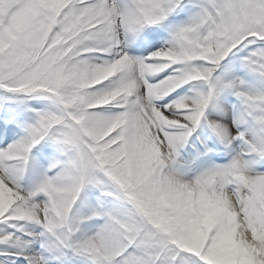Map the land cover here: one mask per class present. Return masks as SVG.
<instances>
[{
	"label": "snow or ice",
	"instance_id": "obj_1",
	"mask_svg": "<svg viewBox=\"0 0 264 264\" xmlns=\"http://www.w3.org/2000/svg\"><path fill=\"white\" fill-rule=\"evenodd\" d=\"M0 264H264V0H0Z\"/></svg>",
	"mask_w": 264,
	"mask_h": 264
}]
</instances>
